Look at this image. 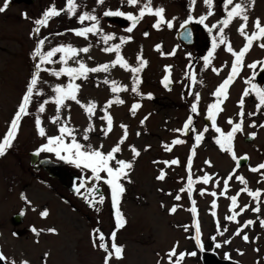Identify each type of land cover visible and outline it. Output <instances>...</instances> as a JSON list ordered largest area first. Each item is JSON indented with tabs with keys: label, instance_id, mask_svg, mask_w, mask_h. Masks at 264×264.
Masks as SVG:
<instances>
[{
	"label": "rangeland",
	"instance_id": "rangeland-1",
	"mask_svg": "<svg viewBox=\"0 0 264 264\" xmlns=\"http://www.w3.org/2000/svg\"><path fill=\"white\" fill-rule=\"evenodd\" d=\"M3 3L4 0H0V6ZM77 4L76 15L62 13L53 17L47 27L41 28L39 35L33 32L35 21L53 5L58 10L63 9L66 0H34L31 6L17 5L10 0L7 9L0 13V139L7 132L36 70L38 58L33 59L31 53L37 41L45 37L47 39L42 49L45 52L62 45H71L76 49L88 47L89 51L79 53L77 59L89 68L111 64L116 53L105 52L103 49L120 44L121 38L130 37L120 48L124 60L130 67L139 66L137 56H142L147 62L138 74L141 81L137 85L139 94L131 91L133 74L117 64L110 67L108 72L89 73L87 79H77L75 83L80 86L77 98L81 103L65 101L67 107L61 108L58 114L53 89L56 85L66 86L69 78H58L51 72L65 66L59 62L62 54L57 53L52 58L55 63L43 65L48 71L40 73L36 89L40 95H34L29 105L30 114L22 118L13 146L0 157V254L6 258L5 264H104V252L93 243L96 229L108 237L116 231L115 242L124 249L123 258L117 260L113 257L110 264H168L167 253L173 248L177 256L180 253L186 254L180 264H202L201 255L204 252L237 264H264V227L261 226L264 220V169L252 171L264 164V127H260L264 125V110L261 111L264 107L257 111L253 120L250 118L253 115H249L252 106L250 110L248 107L249 118H241L238 107L240 89L237 86L235 88L233 80L230 82L227 99L221 104L223 111L216 118L218 127L225 133L232 128L228 123L230 119L233 123H239L241 119L243 121L242 131L234 137L233 148L236 157L246 155L249 163L239 169H236V160L232 155L221 151L215 142L219 134L212 129L204 132L203 126L208 106L216 101L213 93L229 76L235 60L232 53L224 50L230 44L233 51L239 52L245 43L244 37L225 31L227 44H220L217 38L218 46L211 64L205 68L203 58L218 32H210L208 35L202 30L201 24L196 22L204 15L203 0H196L195 4H192V0H151L153 8L164 9V19L172 21L173 27L170 29L166 24H161L158 30L153 27L157 18L145 15L132 32L127 31L131 24L128 20L120 26L103 20L106 10L119 9L125 13L138 14L139 8L127 5L126 0H104L103 4H98L96 0H77ZM83 12L95 14L99 18L102 34H110L114 38L105 44L100 34L89 33L87 38L76 36L73 30H79L80 25L90 26L92 23L79 22L78 16ZM189 15L194 17L195 44L185 46L176 39V34ZM214 19L209 18L205 23L209 25ZM260 43H264V40L256 42L257 48ZM157 45L160 46L159 50ZM173 50L175 54L169 55ZM263 56L264 50L255 55L257 59ZM67 66L78 67L71 60ZM166 66H171L170 91L162 83ZM190 68L196 76L195 84L187 75ZM212 68L219 69V73L213 72ZM199 69L202 71L199 72ZM105 80L108 83H104ZM112 81L128 90L113 93ZM195 93H199L200 100L197 104L198 112L192 113V104L196 103ZM148 94H151V99L147 98ZM117 98L124 103H113L107 107L112 117V130L105 135L103 130L107 122L102 119L104 110L109 101ZM89 102L96 105L92 116L81 106H87ZM42 103L45 111L40 113L38 108ZM133 104L140 105L134 114L130 111ZM57 115L59 121L53 123ZM191 115L194 131H189L187 135L176 131L183 129ZM37 116L45 130L44 137L38 134L35 123ZM253 124L256 126L252 127ZM63 125L75 130L77 142L90 145L93 149L98 148L104 153L116 146L124 135L121 125L127 127V138L120 145L121 151L115 154L116 159L133 163L128 176L121 181L125 192L119 209L126 223L118 231L115 209L110 198L111 189L102 180L97 181V185L104 198L107 195L104 203L89 207L80 204L75 196L53 180L55 178L46 172L35 173L30 165L31 156L47 143L48 137L59 135V128ZM89 125L92 131L85 132ZM192 132L195 135L204 133L198 144ZM84 135L88 136L87 140L83 139ZM70 139L66 137L65 142H70ZM175 139L185 142L173 145ZM165 146L170 147L171 151H167ZM132 147L140 153L139 156L133 157ZM37 156L38 159L40 157L51 161L58 159L54 153L48 152H41ZM190 156L194 181L205 173L212 177L208 184L194 183L191 198L187 192L181 191L187 185V161L189 165ZM173 159L179 163L168 166L163 163ZM67 164L93 179L89 169ZM111 164L116 166L115 161ZM162 170L165 178L158 180ZM101 175L106 177L105 173ZM230 175L232 178L228 180V190L225 195H220L224 191V180ZM238 176L244 178L249 191L260 192L259 198L254 199L246 191H241L245 184L236 178ZM201 190H204L203 195ZM211 192L217 195L213 197ZM176 195H180L181 199L176 200ZM232 196H237V205L233 211H229L232 207L229 198ZM213 200L216 202L215 208L212 206ZM193 201L195 217L190 210ZM174 206L176 211L173 213L170 210ZM257 207L259 211H254ZM45 210L48 215L42 217L40 213ZM233 212L238 213L235 221L226 219ZM16 215H21V218L14 217ZM246 221L253 223L242 227ZM196 222L203 250L195 242ZM33 228L39 234L33 232ZM240 228L242 231L236 235ZM48 229H55V232H49ZM244 235H247V241L243 239ZM216 243L221 247L215 248ZM193 252L195 256L190 255ZM172 259L175 264L176 257Z\"/></svg>",
	"mask_w": 264,
	"mask_h": 264
},
{
	"label": "snow or ice",
	"instance_id": "snow-or-ice-1",
	"mask_svg": "<svg viewBox=\"0 0 264 264\" xmlns=\"http://www.w3.org/2000/svg\"><path fill=\"white\" fill-rule=\"evenodd\" d=\"M98 4H103L104 0H96ZM196 0H192V4H195ZM10 0H4L3 6H0V13L4 12L7 7L9 6ZM127 5L132 7H138L139 11L138 14L134 15L131 12L125 13L119 9L112 11V10H106L104 11L103 15L105 17L109 16H118V17H124L128 21L131 22L130 27L127 28L128 32H132L133 29L136 27V25L145 17V15H153L155 16L156 22L153 25L154 28L160 29L161 24H166L168 28L173 27L172 21H166L164 19V9L163 8H153L151 5V0H144L143 3H141V0H126ZM204 4L208 8L207 14L202 15L199 17L198 20H196L199 24H204L205 20L209 16H212L214 13L212 11L213 9V0H204ZM77 0H66V6L63 9H57L55 5L49 7L43 14L40 19H37L35 21L36 27L33 29V32L37 35H39L41 28L47 27L48 22L53 17H58L62 13L68 14V15H76L77 13ZM222 7L225 13V16L223 19L218 21V24L220 25L218 29L217 36L213 37L212 41V49L208 52L207 56H205L204 59V67L207 68L211 64V60L214 56V52L217 48V38L219 39L220 44H227V40L224 36L225 29L228 28L230 23L236 18H239L243 21L241 23L238 31L240 34L244 37L246 43L243 46V48L239 52L233 51L231 45L229 44L227 46V51L232 53V55L235 57V60L232 63L231 72L229 76L217 87L213 95L216 97V101L208 106L207 109V116L206 118L209 119L212 124V128L215 130L216 133L219 134V136L216 138V143L219 145L221 151H226L229 154L232 155L234 160H237L234 153L233 148V140L236 135V133L242 131V119L239 123H233V121L230 119L228 123L232 125V128L230 131L225 133L222 131L220 127L216 124V117L217 115L223 111L221 104L224 100L227 99V89L229 87L230 82L233 80V78L237 75L238 70L241 68L242 65V58L245 56V54L248 52L250 46L253 44V42H259L264 40V25L261 24L260 20L257 19L254 22V31L249 35L245 29L247 28V22H248V16L245 14L247 4L246 2H240V3H234V0H222ZM94 13V10H93ZM90 12H83L82 14H79L78 19L81 24H83L85 21H91V25L87 27H83L79 30H73L74 34L79 37H85L87 38L88 34H100L101 39L104 41L105 44L108 43V41L112 40L114 38L113 35H103L101 32V29L99 28V18ZM25 18H27L25 16ZM194 20V17L191 15L188 16V18L181 23L180 27L185 28L190 22ZM218 24H212L211 27L208 28V31L211 32L213 29H216L218 27ZM207 27V25H206ZM147 35V33H145ZM187 35L190 37L191 33L188 32ZM47 37L39 39L37 41L36 47L34 51L31 53L33 59L38 58V62L35 64V71L33 72L31 79L27 85L26 92L22 97V100L20 104L18 105V109L15 112L10 125L8 127L7 132L4 134L3 138L0 139V157H3L7 151L13 146V142L17 137L20 122L23 117L28 116L29 113V105L32 103L34 95H40L39 92L36 91L40 73L42 71H48V69H45L43 65L55 63L53 61V57L57 53H61L62 55L59 58V62L65 66L61 67L58 71L53 70L51 72L52 75L56 77L61 76H67L69 78V83L66 86L56 85L53 91L55 92L54 97V103L56 105L57 113L59 114L60 109L63 107H67L65 104V101L71 100L75 101L77 104H80L81 102L77 98V94L79 92V85L75 83L77 79H87L89 73H95V72H108L110 67H114L117 64L125 69L130 71L133 74V85L131 87V91L133 93H138V87L137 85L141 82L139 80L138 74L141 72V70L146 67L147 62L143 60L142 56H137V62L138 67H130V65L127 63L126 60L122 57L120 54V48L121 45L127 40H130L131 38H121L120 44L112 45L110 47H105L103 51L105 52H115L116 57L115 60L111 62V64H104L98 67L89 68L83 63L81 60L77 59L79 53H87L89 51L88 47L76 49L75 47L71 45L67 46H59V47H53L47 52L43 51V46L45 44ZM260 47L264 48V43H260ZM160 46L157 45V50H159ZM175 50H173L172 53H169V55H174ZM73 61L78 65V67H70L67 66L69 61ZM258 62H254L253 64L248 65L249 68H255L257 66ZM213 72L219 73V69L212 68ZM166 75L164 76L162 83L163 85L168 88L171 84L170 79V72H171V66L165 67ZM187 75L191 77L192 83H197L195 73L191 71V68L189 69ZM247 82V81H246ZM104 83H108L107 80L104 81ZM202 83V81H201ZM128 89L126 87L118 86L116 81L111 82V91L113 93H118L121 91H127ZM252 90H254V94L256 98L258 99L259 103L257 104V110L259 111L262 107H264V87H259L255 84L252 85ZM252 94L249 89H245L243 96H248ZM243 96L240 101V107L241 112L239 113L240 117L243 118L245 113L243 112ZM149 99H151V94H148ZM195 100L196 103L192 104L191 112L197 113L198 108L197 104L200 100L199 93H195ZM44 103H48V101H45ZM44 103L39 105L38 111L40 113H43L45 111ZM113 103L117 104H123L124 101L122 99L117 98L114 101H109L105 108V114L102 117L107 122V127L103 130L104 134L107 135L112 130V117L107 112V107H111ZM82 107H85V110L89 116H92L94 114L95 110V103L89 102L87 106L81 105ZM140 107L139 104H133L130 111L134 114L136 110ZM249 115H254V113H249ZM59 121V115L52 121L53 123H57ZM36 127L38 134L42 137L46 135L45 130L41 127V120L40 117L37 116L36 120ZM143 123V121H141ZM193 124V118L192 116L188 117L187 122L184 124L183 129H177L176 131L182 132L186 134L188 131H194V128H192ZM252 127H255L256 125H251ZM260 127H264V125H260ZM121 128L124 129V135L120 138L119 142L116 146H114L109 152L104 153L100 149H93L90 145L85 146L81 143L77 142L75 135H74V129L63 125L59 128V135L51 136L47 138V143L43 144L37 151L34 153L35 155H39L41 152H48V153H54L55 156L62 161H66L68 163L74 164L78 168H84L89 169L91 171L92 177L95 181H103V183L107 184L111 189V199H112V206L115 209V217H116V230L118 231L120 228H122L126 221L120 212L119 209V203L120 200L125 192V188L123 184L121 183L122 179L126 178L128 176V172L132 169L133 163L131 161H125V160H118L115 157V154L121 151L120 145L124 143L125 139L127 138V127L125 125H121ZM92 131L91 125H89V128L85 130V132ZM208 131V128L205 127L204 132ZM203 132L198 133L195 136V140L197 144L203 139ZM253 136L255 134H252ZM66 137L71 138L70 142H65ZM83 139L87 140L88 136L84 135ZM185 141L181 139H175L173 141V145L176 144H182ZM102 147V146H101ZM165 149L167 151H171V148L168 146H165ZM131 151L133 153V157H137L140 155V153L136 150L135 147L131 148ZM194 154V149H193ZM243 159H247V157H244ZM115 161L116 166H112L111 162ZM163 163L168 165H176L179 163L178 160L173 159L171 161H163ZM205 163H209L208 161H205ZM259 169H264V164H260L258 168H253L252 171H258ZM188 171L189 176L187 178V185L185 188H182V192H187L189 195V198H191V194L193 191V184L194 183H204L208 184L209 181L212 179L210 175L205 173L202 177L197 178L195 181L192 178L191 175V156L189 157V165H188ZM101 173H105V176H102ZM165 178V173L163 170L161 171L160 175L157 177L158 180H163ZM231 175L228 179L224 180V191L220 193V195H225L228 190V180L231 179ZM238 180L241 181V183L245 184V187L241 189V191H246L249 196L253 197L254 199L259 198L260 192L256 191H249L246 187V181H244V178L242 176L236 177ZM85 184L82 181L79 186L76 188L77 194H80V189L84 188ZM89 193V197H86L88 200V203L91 206H95L96 204H103L104 203V196L103 194L99 193L98 188L93 185L92 187L87 189ZM204 194V190H201V195ZM210 195L215 197L217 195L216 192H211ZM238 195V194H237ZM22 199H25V197H22ZM176 200H180L181 196L176 195ZM231 200L232 207H230L229 211H233V208L237 205V196H232L229 198ZM27 202V200H26ZM195 202L193 201V207L190 209L195 217L196 214V208H195ZM213 208L216 207V202L213 200L212 204ZM247 207V206H245ZM98 210V209H97ZM244 209H241L243 211ZM254 211H259V208L253 209ZM171 212L176 211V207L174 206L171 210ZM23 214V213H21ZM42 217H47L48 212L47 210L42 211L40 213ZM215 215V213H213ZM236 215L238 213L233 212V215L227 216L226 219L235 221ZM252 221H246L245 224L242 227H247L248 225L252 224ZM196 227V236H195V242L198 247H200L201 250H203V246L201 245L200 241V230L198 222L194 225ZM261 226L264 227V220L261 221ZM187 230V229H186ZM49 232H55V229H48ZM224 231H227L225 229ZM242 231V228L238 229L235 233L236 235H239ZM33 232L38 231L33 228ZM219 235H222L223 233H218ZM95 239L93 241L94 246L99 247L101 250H103L106 253V256L104 258V264H110V261L113 257L115 259L119 260L123 258V247L118 246L116 244V231H113L108 237V240L111 241V245L109 248L108 240H106L105 235L103 232H101L99 229L95 230ZM215 240V237L212 238ZM243 239L245 241L248 240L247 235L243 236ZM96 240L99 241V244L96 243ZM230 241H225V243H229ZM221 245L219 243L215 244V248H219ZM185 253H180L178 256L176 254L175 248L170 250L167 253L168 257V264H173V257H176L175 264H180V262L184 259ZM190 255L195 256L196 253L193 252ZM225 257L228 258L227 254H225ZM6 258L0 254V261L5 260ZM24 264H27V262H24Z\"/></svg>",
	"mask_w": 264,
	"mask_h": 264
},
{
	"label": "flooded vegetation",
	"instance_id": "flooded-vegetation-1",
	"mask_svg": "<svg viewBox=\"0 0 264 264\" xmlns=\"http://www.w3.org/2000/svg\"><path fill=\"white\" fill-rule=\"evenodd\" d=\"M240 2H246V4H247L245 14L248 16L249 19H248L247 28L245 29V31L250 35L252 33V31L255 30L254 29V22L257 19H259L261 24L264 25V23H263L264 22V0H234V3H240ZM203 3H204V0H203ZM213 4H214V6H213L212 11H213L214 14L212 16H209L207 19L212 18V17H214L215 19L209 25H207L205 22H204V24H201L202 30L205 33H208V35L210 33L208 31V28L211 27L212 24H218V21L223 19L224 16H225V13H224V10H223V7H222V0H213ZM189 8H190V6H189ZM207 11H208V8L204 4V15L207 14ZM103 20H105L106 23L107 22L114 23L117 26L124 25V24L127 23V19H125L124 17H118V16L105 17V19H103ZM241 23H243V21L241 19H239V18H236V19H234L232 21V23H230V25L228 26V29H226L225 31H227L229 33L240 34L238 29H239ZM189 25L191 27L192 33L194 34V29H193L194 23L190 22ZM206 25H207V27H206ZM83 27H87V26L80 25L79 29H81ZM219 27H220V25L218 24V27L216 29H213L211 32H214V31L218 32ZM194 39H195V37H194ZM245 43H246V41H245ZM245 43L243 45H241V47L239 48V51L243 48ZM194 44H195V42H194ZM211 49H212V43L210 42L209 50L206 52L205 56H207L208 52ZM226 49L227 48H225L224 51H227ZM261 50H264V48H262V47L257 48L256 42H253V44L250 46L248 52L242 58L241 68L238 70L237 75L234 77V79L232 81V83L235 84V88L237 86L240 89V92L238 93V96H239V99H240V100H238V107H239L240 112H241L240 101L242 99V96H243V93H244L245 89H249L250 92L252 93V94H250L248 96H243V101H244L243 112L245 113V115H244L245 117L249 118V115L247 113L248 107H249V110H250V106L253 107V109H251V112L254 113V115L250 117L251 120L256 118V113L258 111L257 110V104L259 103L258 99L256 98V96L254 94V90H252V85L255 84V85L259 86V87H264V80L258 79L260 70L262 68H264V56L260 57L258 59L255 57L256 53L258 51H261ZM254 62H258L257 66L255 68H249L248 65L253 64ZM200 71H202V69H199V72ZM241 72H242V74H240ZM263 110L264 109H262L261 111H263ZM206 116H204V119H203L204 128L207 127L208 129L214 130L212 128V126H211L212 122L209 119H207ZM206 119L208 120V124H206V122H205ZM217 122H218V119L216 118V124H217ZM188 133H189V131L186 133V135ZM191 134H192L193 137L196 136L193 132ZM244 157H247V160H248L247 164H248L249 163V159H248V156H246V155L238 156L237 157L238 159L236 160V163H238V161H240ZM40 159L41 158L39 157L38 162L34 166H32V168L34 169L35 173L36 172L37 173H42V172L45 173L46 172L42 168L41 169H36V166H38V163L40 161L49 160V159H41V160ZM49 161H51V160H49ZM51 162H53V163H61L63 161L59 160V159H56V160H53ZM65 164L67 166H69L67 164V162H65ZM246 165H244V166H246ZM73 169L77 170V173L79 174V177L77 178L75 183L72 185L71 190L66 188V187H64V186H62V184L58 180H56V179H53V180L57 181L62 188L67 190L68 193H71L73 196H75V198L77 199V201H79L80 204H83V205H86V206L90 207L91 205L88 203V200L86 199V197L90 198L87 189L92 187L93 185H95L98 188L99 193H101V194H103V193L100 190L99 186L97 185V181H95L92 178H90L89 176H87L85 172H81L77 168H73ZM48 176H50V175L48 174ZM187 178H188V161H187ZM82 181L84 182L85 187L80 189V194H77L76 188L79 186V184ZM103 196H104V194H103ZM106 196H105V198H106ZM110 198H111V193H110ZM14 217L21 218V215H16ZM27 234L29 235L30 233H27ZM105 238H106V240H108V236L105 235ZM97 243L99 244V241H97ZM110 245H111V242L109 243V248H110ZM101 251H103V250H101ZM30 252H31V250H30ZM31 255H32V253H31ZM105 256H106V253L104 252V258H105Z\"/></svg>",
	"mask_w": 264,
	"mask_h": 264
},
{
	"label": "water",
	"instance_id": "water-1",
	"mask_svg": "<svg viewBox=\"0 0 264 264\" xmlns=\"http://www.w3.org/2000/svg\"><path fill=\"white\" fill-rule=\"evenodd\" d=\"M13 2L17 5H27L31 6L34 4V0H13ZM190 32L191 36L189 37L187 33ZM176 39L185 46H192L195 42L194 34L191 31V27L188 24L185 28H179ZM258 79L264 80V68H262L259 72ZM172 88V82L168 88L165 87L167 91H170ZM206 124H208V120L206 119ZM247 159H241L238 164L237 168L242 167L247 163ZM38 162V156L33 154L31 156L30 165L34 166ZM44 169L52 178L57 179L62 186L71 190L72 185L75 183L79 175L77 172L67 166L65 163H53L49 160H43L38 163L36 169ZM202 264H237L231 261H225L219 259L215 254L206 253L202 254ZM0 264H5L4 261H0Z\"/></svg>",
	"mask_w": 264,
	"mask_h": 264
},
{
	"label": "bare ground",
	"instance_id": "bare-ground-1",
	"mask_svg": "<svg viewBox=\"0 0 264 264\" xmlns=\"http://www.w3.org/2000/svg\"><path fill=\"white\" fill-rule=\"evenodd\" d=\"M4 261V260H3ZM4 263H5V261H4Z\"/></svg>",
	"mask_w": 264,
	"mask_h": 264
}]
</instances>
